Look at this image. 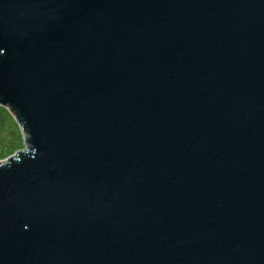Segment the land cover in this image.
I'll return each instance as SVG.
<instances>
[{
    "label": "water",
    "instance_id": "1",
    "mask_svg": "<svg viewBox=\"0 0 264 264\" xmlns=\"http://www.w3.org/2000/svg\"><path fill=\"white\" fill-rule=\"evenodd\" d=\"M0 264H264V0H0Z\"/></svg>",
    "mask_w": 264,
    "mask_h": 264
},
{
    "label": "rangeland",
    "instance_id": "2",
    "mask_svg": "<svg viewBox=\"0 0 264 264\" xmlns=\"http://www.w3.org/2000/svg\"><path fill=\"white\" fill-rule=\"evenodd\" d=\"M23 149V133L10 112L0 107V162Z\"/></svg>",
    "mask_w": 264,
    "mask_h": 264
}]
</instances>
